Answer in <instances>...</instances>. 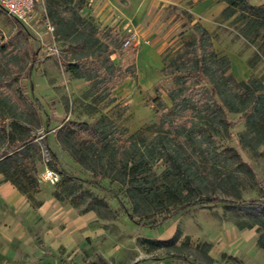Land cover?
<instances>
[{"label":"rangeland","instance_id":"374dc122","mask_svg":"<svg viewBox=\"0 0 264 264\" xmlns=\"http://www.w3.org/2000/svg\"><path fill=\"white\" fill-rule=\"evenodd\" d=\"M52 1L58 0H43L37 7V13H47ZM97 1L108 3L113 17L120 18V22L123 20L121 27L125 34L138 28L147 30L150 44L143 46L142 43L140 47L154 67L161 68V72L170 60L178 56L180 48L198 37L194 25L200 24L210 31L215 51L230 58L235 79L247 81L255 77L264 83V53L260 48L264 31L257 37L252 28L245 30L246 21L238 20V14L225 18L222 11L227 4L223 1L177 0L174 3L167 0H133L131 8L123 14L120 10L125 7L120 1L85 0L86 8L80 14L92 17L100 31L110 26L103 28L93 12L86 14L87 9H93ZM263 1L250 0V3L259 6ZM54 25L59 54L46 52L34 31L0 7V120L7 133L13 134L19 143L22 144L28 137L34 138L31 152L37 164L36 174L46 166L55 169L59 175L61 170L69 172L77 180L68 179L64 189L70 185L75 192L70 195L63 189L64 201H61L55 197L57 185L43 182L41 185L38 182V193L27 195L11 181H5V176L0 174V186L4 184L9 195L16 192L20 197L15 205H9L0 191V230H5L6 234L14 233L17 228L28 230L31 235L26 247L30 249V244L34 248L38 246L44 251L43 256L52 258L56 264H134L142 258H170V255L180 257L176 259L182 261L191 260L192 264H264V250L258 245V238L264 230H259L256 224L261 217L257 212L225 208L223 205L211 208L197 206L151 227L132 220L112 193L93 188L85 182L97 179L108 190H115L132 214L138 217L118 183L108 178H95L70 157L59 142L58 130L70 122L94 124L102 115H107L127 128L126 136H129L140 128L159 123L160 118L141 101L149 97L148 93H142L125 112L121 105L127 102L126 98L109 105V98L100 102L89 97L90 82L76 78L65 64L69 60H78L74 37L64 38L58 26ZM38 29L40 32L44 30L42 26ZM49 40L44 35V42ZM35 54L36 59L32 61ZM112 58L116 66L130 61L126 50L117 51ZM138 74L135 79L131 77L132 83H121L129 91L130 98L138 95ZM165 77L171 79V88L165 87L162 81L154 88L155 96L163 94L160 90L166 91L165 98L170 102L166 104L171 106L167 92L175 86V80ZM230 118L235 127L226 142L237 150L253 173L252 179L240 173V197L244 200L258 199L264 195V147H259L255 154L244 146L240 137L246 129L245 120L238 113L231 114ZM46 129L50 155L46 154L43 142ZM7 145L0 143V160L5 157L2 156ZM52 152L58 160L53 168L50 166L53 163ZM153 170L160 175L164 164L157 163ZM220 183L214 182L215 185L208 187L216 188L215 194L222 198L236 199L235 193L229 191L226 184ZM97 197L105 199L109 208L95 202ZM91 208L95 210L87 211ZM241 223L254 225V228L240 229L237 225ZM175 230L180 232L176 247L170 245L151 249V246L142 243L143 238L169 240ZM51 239L60 241L55 250L50 246ZM207 243L212 246V256L219 259L212 260L208 256ZM2 251L5 249L0 246V253Z\"/></svg>","mask_w":264,"mask_h":264},{"label":"trees","instance_id":"16d2710c","mask_svg":"<svg viewBox=\"0 0 264 264\" xmlns=\"http://www.w3.org/2000/svg\"><path fill=\"white\" fill-rule=\"evenodd\" d=\"M220 1L227 4L222 11L225 18L238 14V20L246 21L245 30L252 28L257 37L261 36L264 1L259 6L252 5L250 0ZM51 3L47 16L58 26L64 38L74 37L75 52L78 53L75 55L78 60L65 63L67 70L76 78L90 82L89 97L100 102L109 98V105L120 102L114 94L115 89L122 81L137 76L136 47H124L126 36L111 27L100 31L92 17L82 16L85 0ZM194 27L198 37L180 48L178 56L162 69L164 76L175 80V86L167 92L171 106L159 93L147 101V105L158 114L159 123L126 136L127 128L121 127L110 116L102 115L94 124L85 121L66 123L58 130L59 142L70 157L95 178L111 179L124 189L132 211L138 217L132 214L115 190H108L97 179L85 180L93 188L112 193L121 209L140 225L155 227L186 209L223 205L259 213L261 217L256 224L259 230H264V195L254 200L240 197L239 175L245 174L252 179V169L226 142L235 127L230 115L238 113L246 126L240 137L243 145L255 154L259 147H264V83L255 77L247 81L235 79L230 58L215 51L210 31L200 24ZM261 37L260 48L264 53V35ZM121 50H126L130 61L116 66L112 55ZM35 59L36 54L32 61ZM121 107L125 112L129 104L123 103ZM46 132L43 142L48 146L47 129ZM33 140L28 137L19 143L13 134L7 133L0 120V143L8 144L2 156L5 157L0 160V174L27 195L39 191V172L36 174L37 164L31 152ZM51 160L50 166L56 167L58 160L53 152ZM159 162L164 164L160 175L153 170ZM60 173L55 197L64 201L61 194L64 184L68 179L77 180V177L64 170ZM214 182L226 184L236 199L216 195V188L208 187L215 185ZM64 191L71 195L75 188L68 185ZM95 202L109 208V203L101 197L95 198ZM237 226L240 229L254 228V225L242 223ZM179 235L178 230L169 240L143 238L142 243L151 249L176 247ZM185 240L188 241L189 237L186 236ZM205 245L209 252L212 246ZM258 245L264 250V234L259 236Z\"/></svg>","mask_w":264,"mask_h":264},{"label":"crops","instance_id":"0c3cea01","mask_svg":"<svg viewBox=\"0 0 264 264\" xmlns=\"http://www.w3.org/2000/svg\"><path fill=\"white\" fill-rule=\"evenodd\" d=\"M120 1L119 3L122 4L125 8L121 7V12L127 13L126 10L128 8H131L133 4V0H116ZM169 2H174L177 3V0H167ZM140 5V4H139ZM119 6V5H118ZM111 7L108 6V3H104L103 1H97L94 4L93 9H87L86 14L93 12L95 16L99 18L100 23H102V27H106V25L110 26L114 30H117L122 36H128L129 33L125 34L124 29H122V22H120V18L116 17L114 18L113 13L111 12ZM194 11V10H193ZM194 13V12H193ZM134 31H138L141 39H142V45L143 46H148L149 43V38H148V33L146 32L147 30L145 28H138L135 29ZM132 31V32H134ZM131 33V32H130ZM147 41L149 44L145 43ZM141 46V45H140ZM136 48V68L137 72L139 73V79H138V95L136 98H130L129 96V91L126 88H123V85L120 84L117 86V88L114 91V94L116 97L121 100L122 98L127 99V104L130 106L133 105L136 99L139 100V96L145 93L149 94V97H154L156 94V90L154 88L158 86L162 81L165 83L164 86L167 88H171V79L169 78H164L163 72H161V68L159 67H154V63L149 59L147 54L141 50V47ZM131 78H128L124 80L122 83L129 84L132 83ZM154 90V91H153ZM163 94L161 95L162 99L165 100L168 104H170L169 100H166L165 95L166 91L163 92V90H160ZM146 99H141L148 109L153 110L152 106L147 105V101L150 98ZM130 98V99H128ZM45 168V167H44ZM42 168V170H44ZM39 171V172H42ZM42 185V183H40ZM5 185L2 184L0 186V191L2 194V197L4 198L3 200L7 202L9 205L11 204H16L15 201H20V197L16 194V192H13L11 195L7 193L5 190ZM3 191V192H2ZM4 194V195H3ZM14 194V196H12ZM9 197H8V196ZM178 230H175L176 234ZM49 232H52L55 234L56 232H53L50 230ZM0 246L5 249V251H2L0 253V264H56L55 261L52 258H45L43 255L45 254L43 250H41L38 246L37 247H32L33 244H30L31 248H27L26 244L29 245L28 243L30 242V235L28 230H22L17 228L14 233L9 232L10 234H6L5 230H0ZM10 235V236H9ZM172 235V236H173ZM171 236V237H172ZM170 238V237H169ZM13 239V241H12ZM168 238H158L157 240H166ZM12 241V242H11ZM51 244L52 249H56L57 245L60 243L59 240H55V242L51 239L49 241ZM24 246V247H23ZM9 249V250H8ZM26 255V256H25ZM208 256L212 258V260H217L219 259L218 257L212 256V251L210 250L208 253ZM134 264H192L191 260H179L173 257L170 258H156V259H149V258H142L137 260Z\"/></svg>","mask_w":264,"mask_h":264},{"label":"built area","instance_id":"2783aa9c","mask_svg":"<svg viewBox=\"0 0 264 264\" xmlns=\"http://www.w3.org/2000/svg\"><path fill=\"white\" fill-rule=\"evenodd\" d=\"M43 0H0V7L10 17L14 18L19 23L27 26L34 31L44 50L51 54H59L58 46L56 45V27L51 22L45 11L37 13V7ZM44 29L42 32L38 28ZM44 35L50 38L49 42H44ZM142 39L138 31L129 33L125 38L123 44L124 47L137 48L142 44ZM145 43L149 44L147 41ZM61 176L55 169H51L48 166L44 168L42 172H39V182L48 183L50 185H56L59 183Z\"/></svg>","mask_w":264,"mask_h":264},{"label":"water","instance_id":"95a60500","mask_svg":"<svg viewBox=\"0 0 264 264\" xmlns=\"http://www.w3.org/2000/svg\"><path fill=\"white\" fill-rule=\"evenodd\" d=\"M44 146H45V151H46V154H47V155H50V151H49V148H48V146H46L45 144H44Z\"/></svg>","mask_w":264,"mask_h":264}]
</instances>
